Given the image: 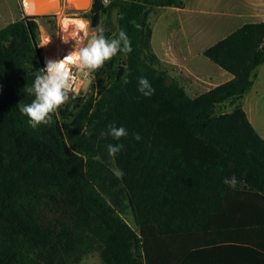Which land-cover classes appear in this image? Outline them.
Segmentation results:
<instances>
[{
    "label": "trees",
    "instance_id": "obj_1",
    "mask_svg": "<svg viewBox=\"0 0 264 264\" xmlns=\"http://www.w3.org/2000/svg\"><path fill=\"white\" fill-rule=\"evenodd\" d=\"M169 7L184 2L111 0L105 7L93 0L85 14L92 27L118 8L115 36L126 30L133 50L94 72L96 99L78 98L36 129L18 106L34 98L24 88L44 64L40 17L0 29V264L79 263L97 249L104 264H204L202 234L226 221L237 196L247 191L264 201V138L241 103L264 64V23L246 24L204 52L233 79L192 98L160 69L151 46L149 14ZM140 77L155 89L151 97L138 91ZM224 103L233 111L217 114ZM110 124L128 136L102 135ZM117 143L124 148L111 158L123 179L107 163L106 146ZM233 175L235 189L223 182ZM125 202L138 232L121 216ZM258 229L264 234V221Z\"/></svg>",
    "mask_w": 264,
    "mask_h": 264
},
{
    "label": "crops",
    "instance_id": "obj_2",
    "mask_svg": "<svg viewBox=\"0 0 264 264\" xmlns=\"http://www.w3.org/2000/svg\"><path fill=\"white\" fill-rule=\"evenodd\" d=\"M183 2L182 8H154L150 12L151 46L160 69L196 98L233 79L230 73L206 61L204 52L246 24L264 23V0ZM263 93L264 64L254 72L253 86L241 101L262 138L264 120L259 100ZM260 221H264V201L243 191L229 208L226 221L217 219L213 231L202 234L204 264H264Z\"/></svg>",
    "mask_w": 264,
    "mask_h": 264
},
{
    "label": "clouds",
    "instance_id": "obj_3",
    "mask_svg": "<svg viewBox=\"0 0 264 264\" xmlns=\"http://www.w3.org/2000/svg\"><path fill=\"white\" fill-rule=\"evenodd\" d=\"M108 2L109 0H104L105 4ZM23 5L27 14H37L36 0H23ZM130 23L138 30L141 28V25L135 20L130 21ZM80 28L87 36L86 42L82 46L74 48L62 59L46 58L45 66L36 71L32 84L26 85L24 88L25 92L34 98L30 103H20L18 107L20 113L27 116L29 126L33 129L40 125L49 124L53 115L58 116V109L70 99V94L74 90L79 91V88L85 85L90 87L93 82L92 73L104 67L106 61H110L118 53L127 56L133 50L131 39L124 29L118 31V36L108 38L105 35V29L100 25L94 27L90 33L85 24L82 23ZM73 68L79 73V84H77ZM124 82L128 83L127 79ZM138 91L145 97H151L155 93V89L146 77L138 79ZM83 132L88 136L92 135L87 128ZM102 135L111 136L114 140L119 141L128 136V131L123 126L117 127L115 124H110L108 131ZM135 139L139 141L141 136L137 133ZM106 147L108 155L114 158L123 150L124 145L117 143L108 144ZM76 155L85 162L87 161V156L80 153H76ZM111 171L117 179H123L125 175L122 169L116 167L112 168ZM223 182L233 189L238 183L235 175L231 178H225Z\"/></svg>",
    "mask_w": 264,
    "mask_h": 264
},
{
    "label": "rangeland",
    "instance_id": "obj_4",
    "mask_svg": "<svg viewBox=\"0 0 264 264\" xmlns=\"http://www.w3.org/2000/svg\"><path fill=\"white\" fill-rule=\"evenodd\" d=\"M92 2L93 0H91V2L89 0V5L86 10L84 9V6L77 4L73 6L74 10H72L68 8V3H70V0H63V3H61L60 0L61 9L50 15V18L40 17L34 20L39 27L38 41L44 62L46 58H58L62 54L66 53L67 50L73 51L74 48H78L86 42L87 36L80 27H82L81 22H83L87 26V31L89 33L94 28L92 27L91 20L85 17V14L89 13L91 10ZM23 16H29L26 14L23 0H0V29L11 23L21 20ZM99 25L105 29V35H109L107 36L108 38L115 37V31L117 27L111 24L107 14L102 15ZM46 37L50 38L47 41V45L43 43ZM78 38L79 41H77ZM205 59L206 61H210L207 58ZM92 77V85L88 87L86 91H83L82 94L80 93L76 98L70 96V99L61 106L62 110H65V106L68 104L71 106L75 104V100L78 98L87 100L92 97L93 99L98 97L100 90L99 78L94 73H92ZM259 108L262 112L261 118L264 120V93L260 97ZM232 109V103H227L225 105L218 106L216 112L217 114L229 113ZM59 113L60 109H58L57 117H60ZM107 163L111 168L115 167L114 161L109 155H107ZM121 216L132 229L138 232V228L134 222L133 214L126 202ZM71 264H104V262L101 259L100 250L97 249L89 254L84 255L79 263Z\"/></svg>",
    "mask_w": 264,
    "mask_h": 264
},
{
    "label": "bare ground",
    "instance_id": "obj_5",
    "mask_svg": "<svg viewBox=\"0 0 264 264\" xmlns=\"http://www.w3.org/2000/svg\"><path fill=\"white\" fill-rule=\"evenodd\" d=\"M90 2H91V0H90ZM36 3H37V0H36ZM39 3H40V5L37 4L38 12H37V14H34L35 16H43V15L51 14V12L42 10L43 7H46V6L56 5L57 9L55 10V12L59 11L61 9L60 0H39ZM75 4L80 5V6H84V9L86 10L88 8V5H89V0H70V3H68V8L74 10L73 6H75ZM40 8H42V9H40ZM25 11H26V9H25ZM55 12H52V14H54ZM26 14H27V12H26ZM27 15H29V14H27ZM29 16H32V15H29ZM78 21L81 22L80 20H78ZM81 23H83V22H81ZM81 26H82V24H81ZM49 39H50L49 37H46L44 44L47 45V41Z\"/></svg>",
    "mask_w": 264,
    "mask_h": 264
},
{
    "label": "water",
    "instance_id": "obj_6",
    "mask_svg": "<svg viewBox=\"0 0 264 264\" xmlns=\"http://www.w3.org/2000/svg\"><path fill=\"white\" fill-rule=\"evenodd\" d=\"M37 4L40 5L39 0H37ZM40 9H42V8H40ZM56 9H57L56 5L43 7L42 10L51 12V14L43 15V17L52 15V12H55ZM118 19H119V9L118 8H114L113 11H112V14H111V23H112L113 26L118 27ZM86 88H88L87 85H85L83 87V90H86Z\"/></svg>",
    "mask_w": 264,
    "mask_h": 264
},
{
    "label": "built area",
    "instance_id": "obj_7",
    "mask_svg": "<svg viewBox=\"0 0 264 264\" xmlns=\"http://www.w3.org/2000/svg\"><path fill=\"white\" fill-rule=\"evenodd\" d=\"M101 1H102V4H103L105 7L109 6L110 3H111V0H109V2H108L107 4L104 3V0H101ZM39 17H43V16H39ZM43 43H44V41H43ZM70 52H72V50H67L66 53H64V54H62L61 56H59L58 58H54V59H52V60L62 59L64 56L68 55ZM43 66H45V65L43 64ZM73 73H74V75L76 76L77 84H79V80H80V78H79V73L76 72L75 68H73ZM83 87H84V86H83ZM83 87H80V88H79V91H75V90H74V92L71 93L70 96L76 98L80 93L82 94L83 91H86V90L88 89V88H86V90H83ZM88 87H89V86H88Z\"/></svg>",
    "mask_w": 264,
    "mask_h": 264
}]
</instances>
